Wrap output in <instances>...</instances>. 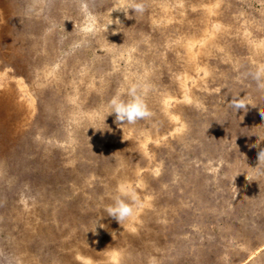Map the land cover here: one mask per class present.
Segmentation results:
<instances>
[{
	"label": "rangeland",
	"instance_id": "rangeland-1",
	"mask_svg": "<svg viewBox=\"0 0 264 264\" xmlns=\"http://www.w3.org/2000/svg\"><path fill=\"white\" fill-rule=\"evenodd\" d=\"M121 7L0 0V264H264V91L247 76L264 0ZM145 81L154 117L118 127L108 102ZM121 184L145 206L120 225Z\"/></svg>",
	"mask_w": 264,
	"mask_h": 264
},
{
	"label": "clouds",
	"instance_id": "clouds-1",
	"mask_svg": "<svg viewBox=\"0 0 264 264\" xmlns=\"http://www.w3.org/2000/svg\"><path fill=\"white\" fill-rule=\"evenodd\" d=\"M120 11L132 10L134 13L143 14L146 11L145 0H132L128 4V0H120ZM126 14V13H125ZM85 32L94 31L93 26H87L83 29ZM252 81L255 82L256 88L264 91V64L256 66L254 71L247 73ZM153 86L148 82L133 83L127 90V96L130 98L124 100L120 95L113 96L108 102L110 114H115V123L118 127L125 124L135 125L139 121L151 120L155 113L149 108L146 103V97L152 90ZM249 104L246 98H233L228 106L235 112L239 110H247ZM109 114V115H110ZM264 116V113H261ZM173 119L178 120V116H173ZM256 177L264 176V150L258 152V163L252 168ZM119 195L114 197V204L106 207L107 216L113 218L118 224H123L126 221H131L137 217L139 211L144 208V202L141 200L134 188L127 184H121L118 188ZM124 197V198H122ZM102 227V225H101ZM115 233V232H113Z\"/></svg>",
	"mask_w": 264,
	"mask_h": 264
},
{
	"label": "bare ground",
	"instance_id": "bare-ground-1",
	"mask_svg": "<svg viewBox=\"0 0 264 264\" xmlns=\"http://www.w3.org/2000/svg\"><path fill=\"white\" fill-rule=\"evenodd\" d=\"M209 1V0H208ZM201 28V27H200ZM202 31V30H201ZM200 31V32H201ZM199 33V32H198ZM185 86V85H184ZM8 103H10V102H6V101H4V103L2 102L1 104H0V109H1V111H0V116L1 117H3L2 115L4 114V111L9 107V104ZM3 113V114H2ZM2 114V115H1ZM4 115H6V114H4ZM5 117H9L10 118V116H9V114H7ZM12 118H14L13 117V115H12ZM21 120V119H20ZM26 120V119H25ZM27 121V120H26ZM16 125H17V123H16ZM23 125V124H22ZM6 126V124H1V128H0V134H1V137H0V147L1 148H6L7 147V142H10L11 141V138L12 139H14V137L12 136L13 134H12V130L11 129H8V128H4ZM11 127V126H10ZM2 128H3V130H2ZM16 131H17V129H16ZM10 133V135H9V137H8V134ZM4 138H6V139H4ZM9 140V141H8ZM114 258H116V257H114ZM116 261V260H115ZM115 261H113V262H115Z\"/></svg>",
	"mask_w": 264,
	"mask_h": 264
}]
</instances>
